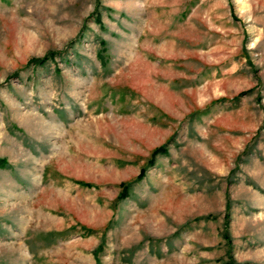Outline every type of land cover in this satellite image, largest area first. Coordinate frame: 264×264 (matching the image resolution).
<instances>
[{
  "label": "rangeland",
  "instance_id": "374dc122",
  "mask_svg": "<svg viewBox=\"0 0 264 264\" xmlns=\"http://www.w3.org/2000/svg\"><path fill=\"white\" fill-rule=\"evenodd\" d=\"M0 264H264V0H0Z\"/></svg>",
  "mask_w": 264,
  "mask_h": 264
}]
</instances>
